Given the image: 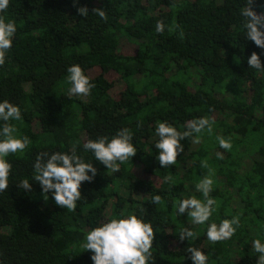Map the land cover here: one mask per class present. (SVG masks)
<instances>
[{
  "label": "trees",
  "instance_id": "obj_1",
  "mask_svg": "<svg viewBox=\"0 0 264 264\" xmlns=\"http://www.w3.org/2000/svg\"><path fill=\"white\" fill-rule=\"evenodd\" d=\"M244 5L245 0H9L0 16L14 21L17 31L0 64V101L20 108L21 119L8 123L30 143L6 157L11 169L8 188L0 192V264H93L91 251L82 247L85 234L129 213L153 227L150 264H193L189 248L203 251L208 264H256L252 240L264 242V72L247 64L252 52L262 50L246 39ZM259 5L255 0L258 13ZM158 21L162 32L155 30ZM260 59L264 64V54ZM74 64L94 85L87 95L68 94L67 68ZM199 118L210 121L211 132L188 128ZM160 121L189 132L176 162L165 167L154 147ZM125 128L137 152L118 172L84 150L88 140L111 138ZM217 136L231 147L221 148ZM73 147L97 172L82 182V198L68 210L50 193L45 200L31 177L39 153ZM206 176L213 180L209 197L215 210L208 222L193 225L187 212L177 215L176 205L188 196L204 201L195 185ZM24 178L30 190L18 187ZM154 195L159 203L152 202ZM232 217L239 223L230 238L207 239L208 223ZM186 228L194 235L181 240Z\"/></svg>",
  "mask_w": 264,
  "mask_h": 264
},
{
  "label": "clouds",
  "instance_id": "obj_2",
  "mask_svg": "<svg viewBox=\"0 0 264 264\" xmlns=\"http://www.w3.org/2000/svg\"><path fill=\"white\" fill-rule=\"evenodd\" d=\"M8 3L9 0H0V11L6 9ZM254 3L255 0H245L240 15L244 17L243 28L246 39L252 41L262 52L260 54L252 52L247 58V64L250 68L264 72V64L260 59V55L264 54V0H260L259 6L262 10L259 13L253 6ZM77 11L83 16L88 13L85 7H80ZM99 15L103 17L104 12L99 11ZM155 30L163 31L162 22H157ZM16 31L17 27L14 21H6L3 16H0V64H3L5 54L12 46ZM236 61L239 63V58H236ZM67 72L71 84L68 94L70 96L73 94L87 95L94 85L90 83L82 68L78 64H74L67 68ZM20 119L21 112L17 105L8 100L0 101V121L4 122L0 125V192L8 188L11 164L6 157L10 153L23 152L30 143L27 136L15 135V126L8 123L10 120ZM188 128L196 133H200L205 128L211 132V123L207 118H199L190 121ZM155 134L158 140L154 147L158 151L156 159L160 166L174 164L178 152L183 151L180 141L188 136L189 132H180L168 121H160L155 127ZM217 141L221 148L231 147L230 141L223 137L217 136ZM83 148L85 151H90L96 161L101 162L112 172H118L119 164L124 163L130 157L132 158L137 152L132 143V133L126 128L118 130L111 138L101 136L95 140H88ZM33 170L31 179L38 182L45 200L48 199L50 193L57 206L68 210L75 209L77 201L82 198L80 191L82 182L91 181L97 172L92 162L86 161L77 154L75 147L71 152L45 151L39 153L33 162ZM212 184L213 180L210 176H206L196 184L195 190L202 192L204 201L194 196L180 199L176 205L177 215L187 212L193 225H203L208 222L216 204L215 199L209 197ZM18 187L30 190L32 184L28 178H24L20 180ZM160 200L159 195L152 197L153 203H159ZM238 223L237 217L223 219L219 224L208 223L207 239L215 242L230 238L235 232L234 225H238ZM193 235V231L186 228L181 233L180 239H187ZM153 239V227L150 222H145L142 215L118 214L88 231L84 236L82 247L91 251L90 259L93 264H150L153 260L151 251ZM252 248L259 254L256 264H264V242L262 239H253ZM188 252L191 253L190 259L193 264H208L207 255L200 249L189 248Z\"/></svg>",
  "mask_w": 264,
  "mask_h": 264
},
{
  "label": "rangeland",
  "instance_id": "obj_3",
  "mask_svg": "<svg viewBox=\"0 0 264 264\" xmlns=\"http://www.w3.org/2000/svg\"><path fill=\"white\" fill-rule=\"evenodd\" d=\"M133 47L129 44H125L124 45V50H126L129 54H132L133 53Z\"/></svg>",
  "mask_w": 264,
  "mask_h": 264
}]
</instances>
